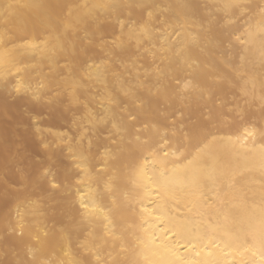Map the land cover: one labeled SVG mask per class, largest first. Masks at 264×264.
Wrapping results in <instances>:
<instances>
[{"label": "bare ground", "instance_id": "bare-ground-1", "mask_svg": "<svg viewBox=\"0 0 264 264\" xmlns=\"http://www.w3.org/2000/svg\"><path fill=\"white\" fill-rule=\"evenodd\" d=\"M204 9L224 16L237 63ZM223 84L254 122L224 118ZM12 87L71 122L34 118L39 166L18 187L0 176V264H264V0H0ZM215 116L228 129L207 131Z\"/></svg>", "mask_w": 264, "mask_h": 264}, {"label": "rangeland", "instance_id": "rangeland-1", "mask_svg": "<svg viewBox=\"0 0 264 264\" xmlns=\"http://www.w3.org/2000/svg\"><path fill=\"white\" fill-rule=\"evenodd\" d=\"M202 4V5H201ZM201 7L203 6V8L205 7V3L204 2H201ZM204 11H206V12H204V13H202L201 12V15H202V17H203V19H206L207 17H209L208 19H214V23H213V26H212V30H211V32H213L214 34L216 33V35L218 36V34L220 35L221 34V32L223 33L222 35H224L223 36V41H222V43H223V50L227 53V52H229V53H231V55H230V58H231V61L232 62H234V63H237V56H238V53H239V51H240V44L239 43H237L235 40H233V39H231L230 37H231V33H229V32H225V28L224 27H222L223 25H224V16H222V15H220V12H218V9H215V10H209V12H207V9H204ZM242 17V16H241ZM241 17H239L240 18V20H239V23L240 24H238L237 23V25L236 26H234L235 27V29L232 31V32H234V31H236V32H239L240 30H241ZM216 21V22H215ZM238 29H240V30H238ZM206 30H207V32H208V30H209V28H206ZM222 30H224V32L222 31ZM221 31V32H220ZM109 34H111L112 36H113V34L111 33V32H107V35H104L103 34V36H102V39H104L105 40V37H107V38H109L108 40H110L111 38H112V36L111 35H109ZM109 35V36H108ZM111 37V38H110ZM229 37V38H228ZM93 58H95V59H99L100 57H102L103 56V53L102 54H99V51H95L94 53H93ZM142 64L143 65H151V66H155L156 65V63H154V61L153 60H143L142 61ZM229 87H231L230 85H228V84H223V85H221V92H220V94H219V96H223V98H224V101H225V103H226V106L227 107H229V108H227L226 107V109H224V111L222 112V114H223V116H224V118L225 119H227V120H230V119H232V118H235V119H238L241 123H248V124H251V122H254L255 121V119H254V117H251V115H246L244 112H240V111H236L235 109H234V106H235V102H236V100H237V98H239L238 97V95L236 94V93H234V91L232 90V89H230ZM18 88V87H17ZM17 88H14V87H12V91H10L11 93L9 94V92H1L0 91V98L1 99H3V100H1L0 99V104H1V106H0V114H3V113H1V112H4V115H6V117H9V118H5V116H2V115H0V139H2V137H3V139L2 140H0V146L2 147V150H4V151H1V149H0V176L2 175V177L4 176L5 178H9L8 179V181H9V185H11V186H15V187H18L19 185H20V181H18L19 179L17 178V176H15V175H17V171H19V169L20 170H24V171H26L28 174H32V173H34L35 172V170L37 169V166H39V161H41V157H43V154L41 153V151L38 149L39 148V146L38 145H36V143H37V141H36V139L34 138V136L31 134V132H30V129H29V127L31 128V126H32V121L34 120V118H36V120L38 119V120H40V121H38L40 124H41V126L43 127V128H45V127H47V128H49V126H50V128H55V126H56V128L57 129H61V130H63V129H68L69 128V126L67 125L68 123H69V125H70V122H71V120H70V118H71V114L68 116L67 115V117H66V115L65 116H63L64 114L62 113V114H60L59 116L58 115H56V114H59V113H61L62 111L60 110V112L58 113V111H59V109H54L53 110V108H52V110H51V108L50 109H47V108H42V107H40V106H37L36 105V107H35V104H33V103H30V102H28V104H25V103H27V102H22V101H19L20 100V97H19V95H21V93L20 92H18L17 93V91H15V89L17 90ZM13 92H16V93H13ZM13 93V94H12ZM15 95H18V96H15ZM7 97V98H6ZM7 99V100H6ZM5 100V101H4ZM7 101V102H6ZM11 101V102H10ZM15 101V102H14ZM14 104H13V103ZM17 102V103H16ZM18 102H20L19 103V108L20 109H16L15 108V104H18ZM2 103L4 104V105H2ZM6 104H7V106H6ZM8 104H10V106L8 105ZM24 104V105H23ZM32 104L33 106H30V105ZM12 106V107H11ZM21 106V107H20ZM2 107V108H1ZM10 107V108H9ZM44 107V106H43ZM12 108V109H11ZM23 108V111L21 110ZM42 108V109H41ZM209 111H212V109H211V107L209 106V107H206ZM51 110L52 111V113H50V112H48L47 110ZM16 110V111H15ZM56 110V111H55ZM10 111V112H9ZM25 111V112H24ZM12 112V115H14V114H17V113H19V116H18V114L16 115V117L15 116H12L11 114L9 115V113H11ZM14 112H16V113H14ZM53 112H55V113H53ZM57 112V113H56ZM23 113H24V115L28 118H26V117H23ZM52 114L53 115H55V116H52ZM35 117H34V116ZM62 115V117H64V118H62V117H60ZM56 117V118H55ZM70 117V118H69ZM12 118V120L10 121L9 119H11ZM16 118V119H15ZM22 119H23V121H22ZM53 119V120H52ZM26 120H27V122H26ZM35 120V121H36ZM52 120V121H51ZM21 121H22V123H21ZM70 121V122H69ZM206 122H205V127H206V130L207 131H209V132H218V131H225L226 129H228V127H225V126H221L220 125V122H219V118L218 117H213L212 118V120L211 119H209L208 121L207 120H205ZM210 121V122H209ZM12 122V123H11ZM29 122V123H28ZM30 122H32V123H30ZM219 122V123H218ZM11 123V124H10ZM13 123H14V125H13ZM21 123V124H20ZM24 123V124H23ZM27 123V124H26ZM47 123V124H46ZM208 123V124H207ZM19 124H20V126L22 125L23 126V128H21L20 126H19ZM9 125H11L10 127H9ZM26 125V126H25ZM28 125V126H27ZM30 125V126H29ZM44 125H46V126H44ZM209 125V126H208ZM17 126H19V127H17ZM12 127V130H13V132H12V130L10 129ZM24 127H25V129L26 130H24ZM59 127V128H58ZM19 128V130H17V129ZM218 128H219V130H218ZM225 128V129H224ZM2 129V130H1ZM20 129H21V131H22V133L20 132V133H17V131H20ZM217 129V130H216ZM4 130V131H3ZM10 130H11V132H10ZM16 130V131H15ZM216 130V131H215ZM1 131H3V132H6V133H2ZM24 131V132H23ZM9 132V133H8ZM28 132H30V133H28ZM15 133H17V134H15ZM26 133V134H25ZM11 134H13V136L11 135ZM19 135V136H18ZM21 135V136H20ZM26 136L25 138H24V136ZM8 137V138H6V137ZM11 136V137H10ZM15 139V140H13V138ZM19 137V138H18ZM23 137V138H22ZM19 139V140H18ZM4 140V141H3ZM2 141H3V143H7V141H8V143L7 144H3L4 146H2L1 144H2ZM6 141V142H5ZM11 141V142H10ZM15 141V142H14ZM22 141V142H21ZM36 141V142H35ZM18 142L20 143L21 142V144L20 145H18ZM11 143H12V145H11ZM23 143V144H22ZM38 144V143H37ZM8 145V146H7ZM9 145H11V146H9ZM22 145V146H21ZM24 145H25V147H24ZM7 146V147H6ZM18 146V147H17ZM20 146L22 147V148H20ZM0 147V148H1ZM9 148V149H8ZM16 148H17V151H16ZM23 148H24V150H23ZM27 148V149H26ZM14 149V150H13ZM18 149H21L22 151H20V150H18ZM13 150V152H14V154H13V152H11ZM27 150V151H26ZM20 151V152H19ZM24 151V153L23 154H21L22 152ZM26 151V152H25ZM8 152V153H7ZM11 152V153H10ZM17 152L19 153L18 155H17ZM5 153V154H4ZM26 153V154H25ZM9 154V155H8ZM21 154V155H20ZM30 155V156H28V155ZM42 154V155H41ZM11 155H12V158H11ZM23 155H25L24 157H23ZM6 156V157H5ZM16 156H19V157H16ZM20 156H22V157H20ZM34 156H36L35 158H33ZM8 159L9 160V158H11L10 160H11V162L9 161L8 162V160H6V159ZM17 158V159H16ZM18 158H19V160H18ZM20 158H22L21 159V161H20ZM33 158V159H32ZM41 158V159H40ZM5 159V160H4ZM38 161H37V160ZM13 160H14V162H15V164H14V162H13ZM29 160V161H28ZM32 160H35V161H33V162H35L36 164H34V163H32V162H30V161H32ZM6 161H7V163H6ZM19 161L21 162V163H19ZM66 160H65V158H63V157H58L52 164H51V168H52V170H54L55 172L62 166V165H64L63 163H66L65 162ZM18 162V163H17ZM11 163V165H9V164ZM19 165H17V164ZM14 164V165H13ZM4 165V166H3ZM37 165V166H36ZM9 166V167H8ZM1 167H2V169H1ZM4 167V168H3ZM9 168L10 170H8L7 168ZM11 167H13V169L11 168ZM17 167V168H16ZM26 167V168H25ZM4 169H7V171L6 170H4ZM18 169V170H17ZM6 171V173L7 174H5V173H3V172H5ZM29 171V172H28ZM17 172V173H16ZM3 173V174H2ZM16 173V174H15ZM6 175H8V176H6ZM11 176V177H10ZM14 178H13V177ZM10 183H12V184H10ZM2 184V182L0 181V193H1V191H3L1 194H0V216H2L3 215V213H4V211L7 209V206H10V199H9V196H8V191H7V188H5V186ZM39 186L40 185H38L37 186V188L36 189H34L33 190V195L34 196H36V197H38V198H42V200H44V201H48V198H43L44 196L45 197H47V195L51 192V191H49L48 190V188L46 189H43L41 186V188H39ZM48 192V194H47V192ZM36 193V194H35ZM46 194V195H45ZM44 195V196H43ZM43 196V197H42ZM6 208V209H5ZM1 218V217H0ZM5 264H9V263H5Z\"/></svg>", "mask_w": 264, "mask_h": 264}]
</instances>
